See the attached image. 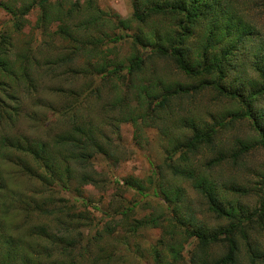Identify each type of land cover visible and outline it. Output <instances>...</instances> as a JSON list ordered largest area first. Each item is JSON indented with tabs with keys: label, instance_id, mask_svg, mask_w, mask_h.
Instances as JSON below:
<instances>
[{
	"label": "trees",
	"instance_id": "16d2710c",
	"mask_svg": "<svg viewBox=\"0 0 264 264\" xmlns=\"http://www.w3.org/2000/svg\"><path fill=\"white\" fill-rule=\"evenodd\" d=\"M65 1L9 0L1 7L10 16L15 33L22 30L26 16L34 9L39 12L38 29H46L51 21H61L53 33L70 43L67 56L59 54L48 63L68 67L74 76H92L101 83H113L115 104L126 96L121 95L116 83L132 82L144 69L163 61L184 79L166 80L154 74L147 83L135 86L136 100L153 104L152 113L172 111L184 99L190 100L192 108L196 96L204 92L231 106L225 107L223 114L210 116L209 123L195 117L191 108L183 112L175 124L188 134L172 140L164 163L170 178L167 184L190 182L206 205V213L214 214L223 226L208 231L182 216L179 203L183 192L165 186L163 170L159 180L151 176L146 185L135 178L124 181L125 186L140 192L152 190L172 209V222L160 214L132 220L129 225L132 232L147 227L164 229L157 247L150 252L153 264H239L240 248L245 251L247 264H263L264 255L251 237L264 230V178L258 195L259 209L249 211L225 200L209 174L223 160L236 163L251 150L264 151V112L254 110L264 100V39L245 19L240 5L236 0H134L132 18L110 21L90 1H86V8L91 14L78 19L80 5L72 2L64 10ZM70 20L80 21L73 27ZM104 23L114 29L111 35L99 33ZM144 25L147 26L142 29ZM96 30L97 35L92 34ZM46 35L50 41L51 34ZM123 44H129L131 50L119 59L116 50ZM9 46L8 37L0 34V264H123L120 251H107L101 245L102 233L109 236L117 232L108 221L99 224L81 216V212L74 215L72 210L42 208V194H53L55 188L75 191L79 204L84 206L87 200L78 191L81 186L96 187L100 182L93 170L87 169L95 156L107 155V142L102 143L100 139L104 138L81 121L80 112L85 108L82 97L55 110L60 112L54 113L57 120L63 119L62 131L53 135L46 131L32 139L14 133L21 119L34 120L25 111L24 97L18 95L19 89L26 91L21 83L30 77L26 65L30 58L27 52H21L11 59ZM81 56L87 58L84 67L72 66ZM124 117L121 120L130 117L136 123L130 113ZM243 119L251 124L253 137L236 139L229 147L230 143L220 144V131L227 127L226 123ZM200 151H206V157L212 155L211 158L201 162L196 157ZM238 191L235 188L230 192ZM129 211L118 213L122 221L128 222ZM104 216L114 219L117 215ZM38 217L43 221L36 222ZM192 243L195 246L186 251L187 256L184 246Z\"/></svg>",
	"mask_w": 264,
	"mask_h": 264
},
{
	"label": "rangeland",
	"instance_id": "374dc122",
	"mask_svg": "<svg viewBox=\"0 0 264 264\" xmlns=\"http://www.w3.org/2000/svg\"><path fill=\"white\" fill-rule=\"evenodd\" d=\"M86 1H90L94 8L103 12L106 20L109 18L110 21H115L116 17L124 20L132 18L134 0H66L62 3V8L67 10L72 2H77L81 10V16L78 17L80 19L82 16L86 17L91 14L87 12ZM7 2L9 0H0V34L8 37L10 43L8 56L11 59L21 52H27L30 58L26 61L30 77H26L25 84L21 83L26 91L22 92L19 89L18 95L24 97L25 111L34 120L21 119L13 132L27 135L32 139L41 137L46 131H50L52 135L62 131L63 119L61 122L57 120L60 112L55 110H61L72 100L82 97L85 99L83 101L85 108L80 112L81 121L93 127L96 136L104 138H99L102 143L107 142V155L95 156L87 169L88 171L93 170L100 182L96 187L81 186L78 191V195L87 200L84 206L79 204L80 201L76 198L75 191H62L55 188L53 194L50 192L42 194L43 197L40 199L44 202L42 208L72 210L71 213L74 215L81 212V216L89 217L94 223L99 222V224L101 221H108L111 227L117 228V232L109 236L102 233L101 245L107 251H120L124 256L123 264H153L150 252L152 248L157 247V242L162 238L164 229L147 227L132 232L129 230V225L132 220L156 217L160 214L172 222V215L169 211L172 209L159 196L154 195L152 190L140 192L125 186L124 181L135 178L146 185V180L151 176L156 175L158 180L160 179V172L164 171V163L167 161L166 150L169 144L175 137H181L184 133L188 134L186 129L178 127L175 121L183 112L189 111L191 106L188 105L190 100L184 99L178 108L174 107L172 111L165 109L152 113L153 104L149 106L145 102L139 103L136 100L135 86L147 83V79L154 74L166 80L179 79L182 81L183 76L170 63L157 61L152 69L150 67L144 69L134 81L116 83L121 90V95L126 94V96L121 103L115 104L113 102L116 98V89L114 90L113 83H101L92 76H74L70 68L48 63L59 54L67 56L66 49L70 43L53 33L61 25V21H51L45 26L46 29H38L39 12L34 9L26 16L27 21L22 30L15 33L12 30L10 16L1 7V4ZM236 4L240 5L245 19L253 23L255 30L259 31L261 38L264 39V0H236ZM70 21L71 26L74 27L80 20ZM134 25L135 23L132 22V26ZM145 26L147 25L142 26V29ZM99 31V33L111 35L114 29L110 28L109 23H104ZM115 31L120 33L118 30ZM48 33L52 37L50 41L46 35ZM92 34L97 35V30ZM77 35L82 36L81 33ZM130 50L129 44L118 46L116 50L118 58H124ZM86 59V56L76 58L72 66L82 68ZM95 90L98 91L97 96L94 95ZM194 101L195 106L191 108V113L206 123L211 122L212 117L210 116L223 114L225 107H231L227 102L218 101L214 95L207 92L198 95V98L196 96ZM254 110L256 113L260 110L264 112V100L259 101L254 106ZM128 113L136 117V123L129 119L130 117L121 120ZM226 124H228L227 127L220 131L218 139L220 144L230 143L227 145L229 147L236 139L246 140L253 137L252 126L244 119ZM100 132L102 136H99ZM207 155L206 151H200L196 157L201 162H206L212 156L206 157ZM209 174L225 200L237 203L245 210L259 209L260 197L258 195L261 193L260 188L264 178V151L262 149L251 150L241 156L236 163L223 160L211 168ZM162 176L165 186H172L183 192L181 203H179L182 216L190 218L196 226L208 231H214L223 226V222L214 214L206 213V205L192 189L190 182L177 181L169 185L167 182L170 178H167V172L164 171ZM231 188L234 190L238 188L239 191L230 192L233 190ZM123 210H131L128 212V222L122 221V217L118 214ZM105 213L109 216H117L114 219L105 218ZM41 221H43L42 217L36 219V222ZM166 223L164 222V225ZM186 226L190 228V225ZM82 231L86 234V231L83 229ZM251 240L256 243L259 252L264 255V230L253 234ZM194 246V243L186 244L184 254L186 255V251L192 250ZM244 252L240 248L237 255L239 264H247Z\"/></svg>",
	"mask_w": 264,
	"mask_h": 264
}]
</instances>
